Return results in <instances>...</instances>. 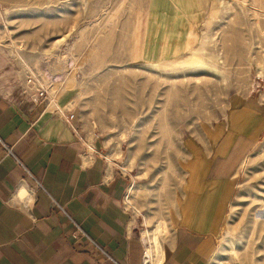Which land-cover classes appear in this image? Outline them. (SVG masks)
Here are the masks:
<instances>
[{"label": "crops", "instance_id": "0c3cea01", "mask_svg": "<svg viewBox=\"0 0 264 264\" xmlns=\"http://www.w3.org/2000/svg\"><path fill=\"white\" fill-rule=\"evenodd\" d=\"M146 4L139 58L184 54L200 0ZM27 70L0 51V264H112L108 256L141 264L145 242L156 246V264H209L241 168L264 153V87L230 93L218 114L191 126L178 162L184 178L140 221L127 175L91 141L62 79L47 80L46 67ZM34 75L45 100L27 83ZM256 213L264 222V207Z\"/></svg>", "mask_w": 264, "mask_h": 264}, {"label": "rangeland", "instance_id": "374dc122", "mask_svg": "<svg viewBox=\"0 0 264 264\" xmlns=\"http://www.w3.org/2000/svg\"><path fill=\"white\" fill-rule=\"evenodd\" d=\"M146 3L0 0V51L16 69L46 67L62 79L91 141L127 175L140 221L184 178L191 126L218 114L230 93L264 87V0H200L186 52L156 62L134 46ZM241 172L209 264H264V153Z\"/></svg>", "mask_w": 264, "mask_h": 264}, {"label": "built area", "instance_id": "2783aa9c", "mask_svg": "<svg viewBox=\"0 0 264 264\" xmlns=\"http://www.w3.org/2000/svg\"><path fill=\"white\" fill-rule=\"evenodd\" d=\"M45 74H46L47 80H51V81L55 80L52 78V76L49 72L46 71ZM42 82H43V80H42V77L40 75L39 76L34 75V77L31 76L27 80L28 84L35 86V88L37 90L38 98L45 100L47 94L45 92V88L43 87ZM73 118H74V116H73V114H71V115H69V117H67V120L72 121ZM75 227H76V229H78L77 226H75ZM78 230H80V229H78ZM108 259L112 262V264H120L115 259L111 258L110 256H108ZM153 262H154V253L151 251L148 244L145 242L143 250H142V255H141V264H153Z\"/></svg>", "mask_w": 264, "mask_h": 264}, {"label": "bare ground", "instance_id": "6f19581e", "mask_svg": "<svg viewBox=\"0 0 264 264\" xmlns=\"http://www.w3.org/2000/svg\"><path fill=\"white\" fill-rule=\"evenodd\" d=\"M151 251L154 253V262L153 264L157 263L158 259V250L156 249V246L154 244L147 243Z\"/></svg>", "mask_w": 264, "mask_h": 264}]
</instances>
